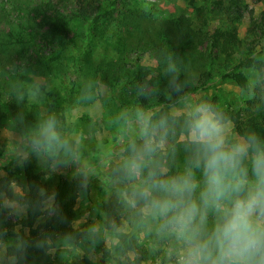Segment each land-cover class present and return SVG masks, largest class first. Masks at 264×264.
Wrapping results in <instances>:
<instances>
[{
  "label": "rangeland",
  "instance_id": "374dc122",
  "mask_svg": "<svg viewBox=\"0 0 264 264\" xmlns=\"http://www.w3.org/2000/svg\"><path fill=\"white\" fill-rule=\"evenodd\" d=\"M3 9L0 264H16L8 247L25 237L66 264H176L175 240L126 201L114 169L130 137L117 118L208 103L231 137L250 133L264 117V0H0ZM229 60L244 63L247 90L224 78ZM48 116L78 163L54 169L31 153L26 141ZM184 141L177 128L165 144L169 175L186 166ZM59 178L80 179L69 205L54 197Z\"/></svg>",
  "mask_w": 264,
  "mask_h": 264
},
{
  "label": "clouds",
  "instance_id": "9594fccd",
  "mask_svg": "<svg viewBox=\"0 0 264 264\" xmlns=\"http://www.w3.org/2000/svg\"><path fill=\"white\" fill-rule=\"evenodd\" d=\"M117 122L130 137L114 169L128 185L126 201L157 236L175 240L176 264H264V139L255 132L231 137L208 103L185 102L179 116L158 119L136 108ZM177 128L187 163L169 175L165 144ZM26 143L54 169L78 163L55 116L39 121Z\"/></svg>",
  "mask_w": 264,
  "mask_h": 264
},
{
  "label": "trees",
  "instance_id": "16d2710c",
  "mask_svg": "<svg viewBox=\"0 0 264 264\" xmlns=\"http://www.w3.org/2000/svg\"><path fill=\"white\" fill-rule=\"evenodd\" d=\"M85 0H78L81 4ZM92 6V5H91ZM90 6V7H91ZM84 13V12H83ZM6 14V10H1L0 20ZM207 34V33H205ZM209 39L212 36L207 34ZM9 46L7 45V34L3 26H0V50L2 54L9 52ZM176 53L172 55L175 57ZM246 67L244 63L234 64L231 60L228 61L227 65L223 68L224 78H229L230 80L236 82L243 90H247V75ZM261 139H264V117L259 124L253 126V130ZM178 173H175L176 175ZM80 189V179L74 178H59L55 186L54 197L57 201L64 200L65 205L73 202L77 197L78 191ZM58 223L53 224V229H57ZM9 250L12 249L11 254L14 255L16 259V264H66V262H61L60 258L56 256L52 257L50 254L46 253L45 241H37L32 238L25 237L22 238L18 246H9ZM9 251V252H10ZM58 259V260H56Z\"/></svg>",
  "mask_w": 264,
  "mask_h": 264
}]
</instances>
